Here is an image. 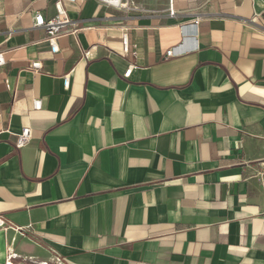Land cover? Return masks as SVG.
Segmentation results:
<instances>
[{
    "label": "crops",
    "instance_id": "1",
    "mask_svg": "<svg viewBox=\"0 0 264 264\" xmlns=\"http://www.w3.org/2000/svg\"><path fill=\"white\" fill-rule=\"evenodd\" d=\"M57 1L0 0V264H264V0H64L53 53Z\"/></svg>",
    "mask_w": 264,
    "mask_h": 264
},
{
    "label": "built area",
    "instance_id": "2",
    "mask_svg": "<svg viewBox=\"0 0 264 264\" xmlns=\"http://www.w3.org/2000/svg\"><path fill=\"white\" fill-rule=\"evenodd\" d=\"M63 1L64 0H58L56 3V10H57L56 17L47 20L41 13H37L35 16L34 26L38 28H42L46 31V33L49 36V42L53 53L57 52L56 44L59 36L64 31V29L67 28V26H69L71 23L67 10L63 5ZM70 1H75V0H70ZM96 1L116 10H129V11L137 10V8H135L134 6H130L132 5V0H96ZM174 1L175 0H171L172 4ZM124 3H126L125 7L123 6ZM171 15H174V12L171 11ZM197 24L198 22L194 23V26H196ZM124 45H125V49L128 51V41L126 38L124 39ZM174 55L175 53L173 50L167 53L168 57H173ZM4 64H5V60L3 54L0 53V66H3ZM31 67L34 71H38L41 69V64L38 61L32 62ZM130 74H131V70H128V72L125 74V77H128ZM65 86L66 87L69 86L68 78H66L65 80ZM35 107L40 108V103L36 102ZM30 139H31L30 130L25 129L20 135L17 136V141L15 142V146L17 148H21L25 146L27 143H29ZM259 178L264 192V173H260ZM3 228H6V226L0 218V229Z\"/></svg>",
    "mask_w": 264,
    "mask_h": 264
},
{
    "label": "rangeland",
    "instance_id": "3",
    "mask_svg": "<svg viewBox=\"0 0 264 264\" xmlns=\"http://www.w3.org/2000/svg\"><path fill=\"white\" fill-rule=\"evenodd\" d=\"M137 5H145L149 8V6H153V10H164L166 9V4L169 0H133ZM130 6H133L130 5Z\"/></svg>",
    "mask_w": 264,
    "mask_h": 264
},
{
    "label": "bare ground",
    "instance_id": "4",
    "mask_svg": "<svg viewBox=\"0 0 264 264\" xmlns=\"http://www.w3.org/2000/svg\"><path fill=\"white\" fill-rule=\"evenodd\" d=\"M170 1V8L172 7V2H171V0H169ZM132 4H133V6L135 7V8H137V9H139L140 10V7H138L136 4H135V2L132 0ZM124 7L126 6V3H124V5H123Z\"/></svg>",
    "mask_w": 264,
    "mask_h": 264
}]
</instances>
